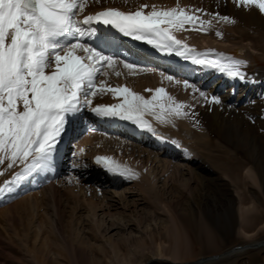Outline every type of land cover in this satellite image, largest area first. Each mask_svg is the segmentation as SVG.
Listing matches in <instances>:
<instances>
[{
  "label": "bare ground",
  "instance_id": "6f19581e",
  "mask_svg": "<svg viewBox=\"0 0 264 264\" xmlns=\"http://www.w3.org/2000/svg\"><path fill=\"white\" fill-rule=\"evenodd\" d=\"M122 2L124 4H114L113 0H88L85 11L78 14V18L83 19L86 15L95 14L101 8L134 12L141 5L149 6L145 9L146 12L150 11L153 5L157 8H171L179 4L180 7L189 10L201 9L206 14L202 17L203 19L211 20L212 24L221 23L224 28L218 29L214 26L215 29H212L210 26L211 32L208 30L206 33L182 30L175 33L176 38L194 48L201 58L206 55L207 59H221L224 63L240 62L242 65L240 71L247 79L244 81L232 79L217 69L194 64L190 59L185 60L175 54L166 55L148 44L134 41L121 34L110 39V43L102 42V39L97 37H103V35L97 31L96 25H93L96 34L90 39L86 36V43L102 51L103 54L113 57L114 60L116 58L117 61L130 63L125 55L120 53V50L124 49L126 53L132 55L133 59L141 60L147 65V67H137L130 72L123 67V63H119L114 67L116 71L121 72L119 76L115 74L117 83H111L109 81L111 76L108 74L99 81H106L107 85L112 87L126 85L146 99L152 97L155 89L162 87L167 95L188 106L184 109L188 115L171 117V122L166 124L158 123L152 116H145L155 129L154 132L141 130L128 121L101 118L100 128L104 127V124L111 128L105 127V134H98L95 142L91 143L96 145L99 139L102 142H112L118 151L99 150L97 147L87 151L84 148L83 152L87 153V159L82 158L81 169L79 168L77 172L71 170L70 175L72 173L71 176L74 179L63 181L61 174H58L61 146L66 143L72 144L71 135L67 133L78 126L82 118L81 112L83 117L91 112L88 110L86 113L83 110L74 116H69L49 168L29 176L22 184L15 187L14 193L0 195V202L5 198L4 202H10L22 193L23 188L27 192H29L27 189L29 186L31 190L44 188L43 196L46 197L44 202L49 217L39 226L38 235L42 233V238L44 235L46 237L40 249L36 246L29 249L31 237L27 235L28 251L26 252L33 253L37 260L41 255L43 257L41 264H60L59 257L66 259V264H97L95 255L98 251L106 254L109 264H139L143 262V258L151 259V263L169 259L183 262L204 259L211 262L210 259L214 257L219 258L227 252L244 249L235 254L239 257L245 256V258L237 259V264H264V250L258 247V242L264 239V14L255 7H238L233 0H211L206 7L202 5L204 0L198 1L201 2V6L200 3L197 6H188L189 4L184 2V4L177 1L172 3L173 1L168 0H123ZM223 3H227L229 9L223 8L221 6ZM226 10L230 12L231 19H229L233 21L232 23L213 19L216 14L227 16ZM242 24L244 25L241 27ZM82 27L87 28L83 25ZM217 32L221 33V36H217ZM120 43L122 48H118ZM108 44L110 45L105 49L106 52L103 46ZM108 70L112 71L113 68H106V71ZM134 73L138 74L135 76ZM168 75L174 78L172 82L165 79ZM185 81L192 87L185 89L183 86ZM202 87L211 91L206 92ZM224 87L226 88L222 94L226 95L221 97L217 94V90L220 92ZM146 89L153 91H146ZM240 89L242 95L237 98L236 93ZM201 91L206 94L207 99L200 95ZM211 95L220 98L221 104L210 103ZM99 96L107 102L100 105L121 102L119 98H113L112 93ZM84 118L86 124V117ZM108 130H113L114 138L117 134H120L121 138L111 140V136H107ZM130 138L148 141L153 149L162 150V153L154 154L149 151V155L146 156L142 150L135 152L131 146L128 149L118 143L121 140L128 142ZM177 144L179 147L176 146ZM163 153L167 157H161ZM97 157H110L114 165L130 169L135 175L127 178L135 179V185L141 186L143 193L145 192L141 194L145 198L150 194V197L155 200V205L152 204L154 203L152 200H150L151 203L148 202L157 207L158 212L166 214L165 218H161V215H157L156 208L153 210L150 206V209L146 206L148 210L141 213L135 204L134 212L130 211V217L138 218L140 225L147 219L156 223V219L161 218L159 221L163 223L162 232H152L135 241L111 238L110 248L114 256L113 253L107 254L109 250L103 246L96 248L95 253L89 256L88 252L75 245L74 238H71L75 236V212L82 203H84L83 206L87 204L86 209L92 217L96 218L98 210H101L104 216L113 219L110 229L114 226L124 228L126 220L131 221L127 219L128 214L125 215L121 208V210L117 208L121 207L120 205L109 202L107 198L101 199L102 196L94 198L90 196V193L89 196H85L87 185L85 186L84 182L94 177L99 178L94 173L95 167L105 173L114 189L116 182L122 184L128 182L127 179L123 180L125 176L114 175L107 171L103 164L95 163ZM174 157L180 160L175 162ZM1 167L0 173L3 174H0V187L21 171L20 166L9 170L7 161ZM143 168H146V173L142 172ZM159 181L165 188L168 187L167 191L172 195L171 200H166L167 194ZM79 184L80 189H78ZM151 192H153L152 196ZM64 199L66 203L68 201V204L74 203V206L65 208ZM27 202L31 208L35 204L34 200ZM40 205L41 203H37L35 206ZM24 208H26L25 205ZM22 213L23 211L17 210V217H21V226L24 228ZM88 217L90 218L89 215ZM94 218H91L94 224L90 226V229L93 233H100L104 237L107 229L101 231V228L105 223L103 220L97 223ZM9 220L17 222L16 216L9 217ZM13 227L14 232L18 234L19 226L13 224ZM239 246L240 248H237ZM53 251L57 258L49 257ZM16 260L18 264H31L26 257L17 256Z\"/></svg>",
  "mask_w": 264,
  "mask_h": 264
},
{
  "label": "snow or ice",
  "instance_id": "6c2138e0",
  "mask_svg": "<svg viewBox=\"0 0 264 264\" xmlns=\"http://www.w3.org/2000/svg\"><path fill=\"white\" fill-rule=\"evenodd\" d=\"M87 3L88 0H0V165L7 161L9 170L21 167L0 187V195L13 192L29 176L49 168L68 117L84 109L99 118L128 121L149 132L155 129L145 116L166 124L171 117L188 115L184 111L188 106L167 95L162 87L146 99L126 85L112 87L106 81L98 82V75L107 76L106 68L114 69L123 63L132 72L135 66L114 60L86 43V36L90 39L96 34L93 25L109 26L161 53L190 59L232 79H247L240 71V62L224 63L221 59H207L206 55L201 58L194 48L176 38L175 33L182 30H209L212 21L202 18L206 14L201 9L189 10L179 4L171 8L153 5L146 12L149 6L141 5L134 12L107 9L79 19L78 14L85 11ZM233 3L238 7H255L264 14V0ZM213 19L233 22L219 14ZM97 39L105 43L110 40L107 36ZM165 79L172 82L174 78L168 75ZM183 86L192 87L186 81ZM106 93H112L121 102L93 107L92 98ZM200 95L207 99L204 92ZM210 103L219 105L221 99L213 96ZM95 162L114 175H135L128 168L114 165L110 157H97Z\"/></svg>",
  "mask_w": 264,
  "mask_h": 264
},
{
  "label": "rangeland",
  "instance_id": "374dc122",
  "mask_svg": "<svg viewBox=\"0 0 264 264\" xmlns=\"http://www.w3.org/2000/svg\"><path fill=\"white\" fill-rule=\"evenodd\" d=\"M122 1L121 0H115V1L113 0V3L114 4L115 3L116 4H124V2H122ZM168 1H171V2L173 1L172 3H177V2H179V3L182 2L183 3L184 2L187 5L189 4L188 6H193V5L197 6L200 3V6H201V2H198L200 0H186V1L185 0H176L177 2L175 0H168ZM191 2H192V4H191ZM210 2H211V0H208V1L204 0L202 5L203 6L205 5V7L209 6ZM207 3H209V4H207ZM223 5H227V6L224 7ZM221 6L223 8H228L229 7L227 3L226 4L223 3ZM226 12H227V10H226ZM229 14H230V12L229 13L227 12V17H229L231 19V16H229ZM236 20H238V19H236ZM243 25L244 24H242L241 27ZM214 26H216V28H218V29L221 28V27H222V29L224 28V26H222L221 23H219V24H217V23L216 24L215 23L211 24V28L212 29H215ZM212 29H209L208 32H211ZM249 30H250V28L248 29V31ZM251 33L255 34L253 32H251ZM235 36L237 38V35H235ZM235 36H234V39L236 40ZM115 60H116V58H115ZM113 70H114V72H113ZM113 70L111 71V73H110V71H107L108 75L111 76L109 81L111 83H117V76L115 75V71L116 70L115 69H113ZM212 84L214 85L215 81L212 82ZM213 85H211V86H213ZM226 87L230 88L229 86H226ZM226 87L222 88L220 92L217 90V94H219V96H221V97L225 96L226 94H222V91ZM202 88L206 92L211 91V89H206L204 87H202ZM241 95H242L241 90H238L237 98L239 96H241ZM211 97H212V95H211ZM237 98H234V99H237ZM94 102H96V104H93V107H96V106H98V105H100L102 103H107L99 95H97L96 97L93 98V103ZM91 118H92V120H94L98 124L101 123V121H100L101 119L99 117L91 116ZM97 128L98 127H97V124H96L95 126H91V128H89V129H86V128L82 129L79 132V134L76 135V137L72 141V144L69 145L68 152H67V155L65 156L66 158L64 160V162H68V163H66L67 165L64 163L65 166H63V169L60 172L63 181H65L66 179H74L71 176L72 173L70 175L71 170H72V172H74V170L77 172L79 168L81 169L80 164L82 162V158H83V160L87 159V153L83 152L84 148L87 151H89L93 147H97V148H99V150L108 149L109 151H114V152L117 151L116 148H115V145L112 142H107V141L106 142L105 141L102 142L99 139L98 143L96 145L95 144L93 145L91 143L92 141L95 142V140L98 137V133L99 132L98 133L96 132ZM101 135H103V134L101 133ZM118 136L115 137V138L111 137V140L120 139L121 136L120 135H118ZM125 139H128V138H125ZM118 143L120 145H122V146L123 145L126 146L127 148L128 147L129 148L132 147V149H134L135 152H138V151L142 150L143 154H146V156L149 155V151L150 152L152 151L154 154L162 153V150L161 151H159L157 149L155 150V148L153 149V147L150 145L152 147L151 148L148 145L149 142H146V141L145 142H140L139 139L130 138L128 140V142L121 140ZM164 154L165 153H163V155H161V157H167ZM179 160L180 159H178V158L174 159L175 162H177ZM181 160H183V158ZM158 164L156 166H158ZM0 169H2L1 165H0ZM142 172L146 173V168H143ZM94 173H96V176H98L99 178H95L94 177L93 179H90V181L84 182L85 186L87 185L86 186L87 190H86L85 196H89L88 194L90 193V196H93L94 198H96L97 196L98 197L102 196L101 199L107 198V200L109 202H111V203L113 202V204H115L117 206L120 205L121 207H117V208L118 209L121 208L122 210L121 209L120 210L125 212V215L126 214L129 215L131 212L133 213L134 212V205L136 204V207L138 208V210L141 213H145L148 210V208L150 209V207H151L153 210L156 208L155 210L157 211V213H158L157 215L158 216L161 215L160 216L161 218H165L166 217L165 213L158 212L159 209L157 210V207H154V206H152L150 204L151 203L150 200H152V202L154 201V203H152V204L155 205V200L152 199L153 197L152 198L150 197V194H149V196H146L147 195L146 194L145 195L146 198L144 197L143 194H145V192L143 193L144 190L142 191L141 186L137 185L138 186L137 187L135 185V179H128L127 177H124V178L122 177L123 180L127 179L128 182L126 181V183H124V184H122L121 182H116L117 185L114 186L115 187V189H114V188H112L113 185H111V182H110L111 180L106 177L104 172L100 173L98 168L95 167ZM150 179L152 180V176L150 177ZM159 182H160V186L164 189V192H166V194H167L165 196L166 200H171L172 199V195H170V193L167 191L168 187L166 186V188H165L163 183L161 181H159ZM133 184H134V186H133ZM78 189H80V184H79ZM38 192H40V194ZM43 192H44V188H41V191L40 190H38V191L33 190V191H30V192H27L25 189H23L22 193L20 194V196H17L10 203L2 202L0 204V264H18L17 263L18 260H16L17 256L26 257L28 260L31 261V264H34V263L35 264H41L43 262V257L41 255L39 256V260H37V258L35 257V255L33 253H30V252L27 253L26 252V251H28V248H27V245H26V240H27L26 236L27 235L29 237H31V245H29V247H30L29 249L33 248L34 246H36L37 248L40 249L42 244H43V241L45 240V237H46V235H44L43 238H42V233H40V236L38 235V233L40 231L39 226L42 224V222L47 217H49L47 215V208H46V204L44 202V201H46L45 200L46 197L43 196ZM141 193H143V194H141ZM35 194H38V195H35ZM152 194H153V192H151V196H152ZM38 196H39V198H38ZM37 198H38V200L36 201ZM145 199H148V200H145ZM32 200L35 201V204L31 208L30 205L27 204L28 203L27 201L31 202ZM122 200H124V201H122ZM63 201H64L63 205L66 204V206H64L65 208H70V206L71 207L74 206L73 205L74 203H69L68 204V201L66 203L65 199ZM72 202H74V201H72ZM37 203L38 204L41 203V205L38 206V207L35 206V205H37ZM83 204L84 203H82L81 206L79 204L80 208L78 210H80V211L77 210V212H75V214H76V216L74 218V224L75 225L73 224L74 225V229H75V236H71V238L72 239L74 238L73 240L75 241V245H77L81 249H84L86 251V253L88 252L87 254L89 256H92L93 253H95L94 252L95 249L96 248L99 249L100 246L105 247L107 250H109L107 254H111L112 255L113 252H112V250L110 248V244H111L110 240H111V238L113 240H118V239L127 240V239H129V240L135 241L138 238L142 237L143 235L145 236L146 234H149V233H152V232H159V231L162 230V227H163L162 221H159L161 218L160 219L158 218V220L156 219V223L157 224L155 222H153V221L150 222L149 219H147V221L146 220L142 221L141 225H140L138 218L132 216L133 217V219H132V217H130V215H129V217L127 219H130L131 221L127 222V220H126V227H125V223H124V228H122L121 226H116V227L114 226V228L112 227L110 229L111 222L113 221V219H111L108 216H104L102 214L101 210H98V214H97L96 218H94L90 214H88L89 211H88V209H86L87 208V204H85V206H83ZM24 205L26 206V208L23 209ZM25 209H27V210H25ZM127 209H130V210H127ZM17 210L23 211L22 214H23V223L25 225L24 228H23V226H21V224H22L21 217H19V218L17 217ZM27 212H29V213L27 214ZM79 212H81V213H79ZM88 215L90 216V218L88 217ZM14 216H16V220H17L18 223L15 222L14 220L13 221L9 220V217L11 218V217H14ZM27 218H29V219H27ZM91 218H94V220H96L97 223H98V221L102 222V220H103V222L105 224L101 228V231L102 230L104 231V229H107V231L104 232V237H102L100 235V233L99 234H95V233L92 232V230L90 229V226H92V224H94V223H92ZM75 220H77V221H75ZM136 223H137V225H136ZM13 224L19 226V227H17V231H19L18 234H16L17 232H14L15 229H13L14 228ZM36 240H37V243H36ZM82 240L84 242H81ZM15 243L20 245L22 248L20 249L19 246L17 244H15ZM258 247H261L264 250V239H263V241L260 240L258 242ZM237 248H240V246L237 247ZM243 250L244 249H240V250L232 252V253L227 252L224 256H221L219 258H215L214 257V258L210 259L211 262H208V260H204V259H198V260H195V261H184V262L183 261H174V260L169 259V260H167V261L165 260L163 262L157 260V261H154V262L151 263V259L143 258L142 259L143 262H140L139 264H150V263L151 264H237V262H238L237 259L239 260V259L245 258V256L239 257L238 255H235V254H237V252H240V251H243ZM26 254L28 256L29 255L30 256L28 257ZM33 255H34V258H32ZM105 255H106L105 253L103 254V253L98 251V254L95 255V257L97 259V264H109L108 263L109 259ZM113 256H114V253H113ZM49 257L53 258V259L57 258V255L55 254V251H53L49 255ZM59 258L61 259L60 264H66V261H65L66 259L64 260V258H61V257H59ZM115 263H117V262H115Z\"/></svg>",
  "mask_w": 264,
  "mask_h": 264
}]
</instances>
